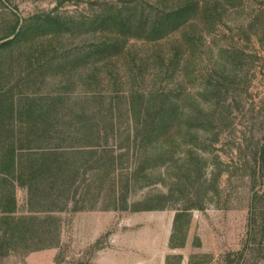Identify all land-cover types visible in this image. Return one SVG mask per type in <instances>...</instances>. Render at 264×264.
<instances>
[{
    "label": "rangeland",
    "instance_id": "rangeland-1",
    "mask_svg": "<svg viewBox=\"0 0 264 264\" xmlns=\"http://www.w3.org/2000/svg\"><path fill=\"white\" fill-rule=\"evenodd\" d=\"M177 3L181 25L170 34L178 45L170 61L151 65L146 56L161 49L128 36L129 54L109 68L120 72L131 59L148 74L143 85L177 88L180 126L163 144L149 185L122 208L106 187L92 208L52 215L57 239L49 246L28 239L43 217L24 220L23 247L18 225L7 231L0 215V264H221L225 251L241 248L242 264H264V179L253 173L264 133V0H0V118L18 113L6 111L7 97L16 105L36 93L97 85L100 76L88 83L84 67L99 64L85 55L109 34L111 11L151 21ZM185 124L194 127L185 133ZM253 191L257 218L245 245ZM24 196L15 189V218L27 216ZM143 197L163 207L137 209Z\"/></svg>",
    "mask_w": 264,
    "mask_h": 264
},
{
    "label": "trees",
    "instance_id": "trees-1",
    "mask_svg": "<svg viewBox=\"0 0 264 264\" xmlns=\"http://www.w3.org/2000/svg\"><path fill=\"white\" fill-rule=\"evenodd\" d=\"M186 2L184 7H189ZM181 8V7H180ZM151 21L135 20L134 12L126 17L111 11L104 20H114L109 34L91 43L86 57L94 56V68L84 67L86 80L100 76L99 83L87 84L81 90H55L52 96L36 93L37 97L14 105L11 96L4 100L6 111L18 110L15 117L0 118V215L6 230L16 223L23 243L32 240V247L49 246L57 239V222L52 215L90 209L104 193H112L113 206H125L128 196L149 185L153 164L162 160L165 141L173 142L179 128V104L175 85H143V76L132 60L122 70L110 66L122 55L127 56L128 36L142 37L151 49L160 48L146 62L160 59L170 61L178 45L170 38L181 25L179 3ZM182 12V8H181ZM119 21V22H117ZM121 27L114 28L113 25ZM133 32V33H132ZM169 46L163 50V43ZM93 49V52L91 53ZM127 51V52H125ZM133 50H131L132 52ZM145 65L144 58L138 59ZM43 65V64H41ZM42 68V67H41ZM41 75V74H40ZM39 75V76H40ZM68 79H70L67 76ZM152 79V77H151ZM35 93V92H34ZM194 125L185 124V133ZM253 173L264 179V133L254 151ZM24 190L27 216L15 218V189ZM256 191L249 198V218L244 244L253 240L257 218ZM119 204V205H118ZM137 209H160V202L143 197ZM119 206V207H118ZM30 238L25 219H40ZM17 219V220H14ZM48 219V222H43ZM22 243V244H23ZM30 246V245H29ZM23 247H28L25 243ZM245 249L225 251L221 264H242Z\"/></svg>",
    "mask_w": 264,
    "mask_h": 264
}]
</instances>
